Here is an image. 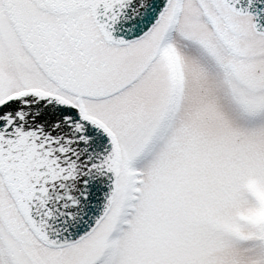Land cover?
I'll list each match as a JSON object with an SVG mask.
<instances>
[{
	"label": "snow or ice",
	"instance_id": "snow-or-ice-1",
	"mask_svg": "<svg viewBox=\"0 0 264 264\" xmlns=\"http://www.w3.org/2000/svg\"><path fill=\"white\" fill-rule=\"evenodd\" d=\"M0 264H264V0H0Z\"/></svg>",
	"mask_w": 264,
	"mask_h": 264
}]
</instances>
